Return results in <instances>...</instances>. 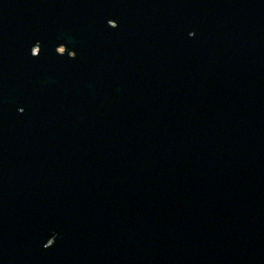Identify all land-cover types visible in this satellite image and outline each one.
<instances>
[{
  "label": "water",
  "instance_id": "95a60500",
  "mask_svg": "<svg viewBox=\"0 0 264 264\" xmlns=\"http://www.w3.org/2000/svg\"><path fill=\"white\" fill-rule=\"evenodd\" d=\"M0 264H264V0H0Z\"/></svg>",
  "mask_w": 264,
  "mask_h": 264
}]
</instances>
